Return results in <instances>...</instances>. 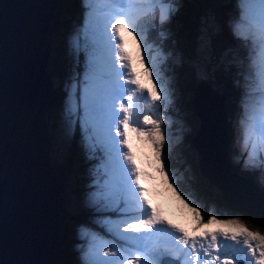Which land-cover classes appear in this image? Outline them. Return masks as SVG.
<instances>
[{"label": "snow or ice", "instance_id": "snow-or-ice-1", "mask_svg": "<svg viewBox=\"0 0 264 264\" xmlns=\"http://www.w3.org/2000/svg\"><path fill=\"white\" fill-rule=\"evenodd\" d=\"M162 2L168 4V10L159 20L161 26L170 24L182 6L180 0ZM241 2L245 7L240 9L239 17L233 19L230 30L233 37L248 50L252 76L261 99L264 100V0ZM109 5L98 41L102 43L106 53V73L103 77L96 76L97 48L94 46L87 57L88 80L81 97L85 118L81 127L88 139L98 137L102 132L109 142V150L117 154L121 175L120 190L131 195L130 200H124V207L114 211L127 212L131 208L138 214L130 217L131 222L125 221L122 230L119 224L115 225L114 241L105 243L94 240L88 252L87 264H264V232L251 230L239 215L229 214L228 218H221L215 208L209 209L197 203L178 187L174 179L175 173L166 163L165 145L168 144V136L162 127L164 119H155L149 114H143L141 118L137 103L139 99L145 104L149 101L157 104L165 99L171 102L172 88L162 78L161 69L150 64L144 53L146 42L137 19L127 10L129 0H109ZM81 7L84 11L85 28L91 27L95 33L100 24L93 15L95 0H81ZM245 15L258 25L259 33L241 31ZM124 31L130 32L137 41L139 62L145 65L143 73L152 81L151 89L146 88L138 79L140 74L136 72L132 57L125 50ZM97 79H102L103 85L89 88L88 84L95 83ZM251 131L264 140V119L258 125L254 124ZM132 134L152 147L156 171L162 175L164 183L172 189L184 207L193 214L195 227L191 232L169 223L160 215L159 209L152 206L148 190L141 185L142 171L137 166L130 143ZM116 137L120 139L117 140ZM249 139L246 131V146ZM120 155L122 159H119ZM248 156L251 161H259V165L252 163L251 167L260 168L261 183H264V143L259 148L253 145ZM112 202L119 203L118 200ZM213 224L221 227L209 231V226ZM158 225L163 227H157ZM199 228H204L205 231L196 235ZM161 234L168 238L169 252L174 249L177 253H183L187 259L181 260L180 255L169 258L162 252L158 247ZM225 241H231L232 244H226Z\"/></svg>", "mask_w": 264, "mask_h": 264}, {"label": "water", "instance_id": "water-1", "mask_svg": "<svg viewBox=\"0 0 264 264\" xmlns=\"http://www.w3.org/2000/svg\"><path fill=\"white\" fill-rule=\"evenodd\" d=\"M61 1L0 0V264L59 259L55 212L62 177L49 166L43 110L50 86L43 64ZM223 102L219 85L195 83L191 107L199 123L189 141L199 151L201 173L264 226V184L226 164Z\"/></svg>", "mask_w": 264, "mask_h": 264}, {"label": "rangeland", "instance_id": "rangeland-1", "mask_svg": "<svg viewBox=\"0 0 264 264\" xmlns=\"http://www.w3.org/2000/svg\"><path fill=\"white\" fill-rule=\"evenodd\" d=\"M71 1L72 4H74V7L70 8L65 19L58 21V23H56L51 29L45 57L46 70L44 69L45 75L49 82L50 90L48 94L47 105L43 110V113L50 115L52 117L53 123H57V116L59 114H63V121L58 122L56 128L54 129V141L52 149L54 157L49 154V166L54 169L55 174H60L59 176L64 175L62 179L65 181H62L61 183L63 196L58 203V206L61 205L63 209L56 208L55 212L58 223L59 220H62L63 227V232L62 234L60 233V248L63 249L64 247H68L69 259L72 261L71 264H87V261L89 260L88 252L92 248L94 240L96 242L105 243L108 241H114L115 225L119 223L120 218L117 216L116 212L113 211L112 206H109L106 195L101 196L100 203L91 198L89 194L90 192H88L90 185H86V183L79 185L77 182H72L70 189L76 191L78 196L71 194L68 195L69 186L66 181L68 179V175L76 169H80L81 172L85 174V181L96 177L99 181H103V183L106 184V177L108 178L107 174L109 171L108 159L104 156H100L101 151L97 142L92 139H88L81 127V122L85 118L83 101L81 97L84 95L86 81L88 80L87 57L89 52L86 51L85 40L87 38L86 32L89 30V28H85L84 11L81 7V0ZM98 1L99 0H95V3ZM234 1L238 4L239 1L241 2V0ZM180 4L182 6L179 9L185 8V4L182 2H180ZM198 9L199 8H196V10ZM205 9V17L208 21H202L198 26L197 44L194 52H190L188 49L184 50L179 44L180 39L175 38L174 44L177 46V49L180 51L183 57L181 64H185L187 62L192 63L193 69L191 72H195L196 79H205L201 81H204L210 85H214L209 80H206L207 78H212L213 80L216 79L213 67H215L217 63L222 62L224 66L228 68L233 59H236L239 64L242 65V67L233 66L232 68L233 71L236 69L238 72V74H235L234 78L232 79V82L234 83V93L236 95V111L237 114L248 116L250 111L255 107V104L260 102L261 98L259 96H254L251 93V89L254 85H256V81L252 76L253 70L251 69V72H248V69L251 68L248 52H243L244 46L240 41L233 37L232 31L230 30V25L233 22L234 16H229L227 14L225 18V14L220 15L218 10H214V13L216 16H218V22H216V17H213L207 8ZM158 14H150V16L152 19H154V16L155 18H161V16ZM251 23L253 27L259 29L258 25H256L253 21H251ZM155 24L156 23L154 22L148 24L141 19L139 25L142 36L144 37V29L151 30L150 27ZM170 25L172 26L173 33L176 35L178 29L175 28L171 23ZM210 28H213L215 31L222 30L221 33H219L220 36L218 39L216 38L215 41V43L217 42L218 46L222 45L224 38L228 40L227 46L223 43V46L225 47L223 49V54L225 55L224 58H222L217 52L215 53L214 49L216 50V47L214 48L208 41V33ZM227 32L230 36L227 35ZM124 36L134 47L135 51L140 52L137 41L134 39L133 35L130 32L125 31ZM164 36H166V29L165 27H161L156 37L161 40ZM144 40L146 42L144 53L149 56V60L152 58L155 65L161 69L162 78L165 80V78L168 77L165 71H168L167 69L170 68L169 64L166 65V62H171L170 55H166L167 52L163 51L161 42H157L156 40ZM77 48L79 51L75 53ZM240 54H245V57L241 59ZM80 62L82 68L79 66ZM204 65H207L206 69H204ZM185 73L186 71L184 70L183 78H186L184 76ZM63 79H66L65 85H62V81H64ZM196 82H190L191 87H194ZM90 84L91 83H89L88 86ZM150 84L152 85L151 80ZM216 84L219 85L220 88V84H218V82H216ZM259 94L260 91L256 93V95ZM222 95L224 98L222 108L225 113L224 104L226 105V95L224 92H222ZM49 99L53 101V106H49ZM187 100L188 98L184 99V104H186ZM61 101L66 103L64 111L59 109V104ZM166 102L167 99L162 100L157 104H152L149 101L147 104L143 105L144 109L146 110V113L144 114L152 115L155 119H161V117H163L164 122L162 127L165 129L166 135L168 136L167 146H175L177 143L178 147L187 148V143H190L189 138L194 133L193 130H195L192 128L193 122L190 115H197L193 112L191 105L190 107L185 106L184 113L186 115V125L183 131L180 130V132H177L173 129L172 123H176L178 120L175 118L172 120L169 119L170 115L167 111L169 108H167ZM262 107V114H264V104ZM171 110L174 112V109L171 108ZM56 140H60V146H56ZM144 143L146 146L144 145L145 148H142L144 155L141 160L142 163L153 170L157 179V181H154V183H156V186H158L159 190L168 191L165 192V194L167 197L171 198V202L173 203L172 207L176 211V216L181 221L185 222L191 229H193V227H195L193 214L188 208L184 207L172 189L168 188L164 183L162 175L156 171V162L153 149L148 143ZM63 154L65 155L62 158V160H65L64 162L60 160ZM243 154L249 158L248 153L243 152L242 155ZM186 155H188L187 152ZM148 161H150V163H148ZM187 165L192 171L193 164L189 160ZM245 170L246 168L244 167L243 171ZM172 172L175 173V171ZM186 184L189 186V183ZM190 192L193 191L190 190ZM210 192L215 195L216 189L211 187ZM182 193L189 196L187 189H184ZM65 195L68 196L65 198ZM189 197L194 200L195 198H198V196ZM211 200L212 205L215 203L222 205L220 208L218 205H216V207H208L209 209L215 208L220 214L221 218H228V215L232 214L231 212L224 211L227 208V205L224 203L229 202L228 200H225V198L220 201L217 200V202L215 199ZM223 200L224 202H222ZM197 203L205 205V203H203L199 198ZM237 209L238 213L236 215H239L240 218L247 223V226L251 230H259L264 232V227L258 223L255 218L250 216L247 212H241L240 208L237 207ZM219 210H222L223 212ZM119 226L121 229L124 227L121 225ZM218 227L221 226L213 224L209 226L208 230L212 231ZM199 229L205 230L204 228ZM111 232L114 233L112 234ZM226 244H229V242H226ZM231 244L232 242L229 245ZM175 256L176 255H171L172 258ZM56 264H64L63 251L62 255H59V259Z\"/></svg>", "mask_w": 264, "mask_h": 264}, {"label": "trees", "instance_id": "trees-1", "mask_svg": "<svg viewBox=\"0 0 264 264\" xmlns=\"http://www.w3.org/2000/svg\"><path fill=\"white\" fill-rule=\"evenodd\" d=\"M183 4H185V8L179 9V11L175 14L173 17L171 24L178 29L177 34L175 35L172 30V26L170 24H167L166 28V36H164L161 40L159 38H155L157 42H161L163 51H166V55H170V61H168V64L170 65L171 69L169 71V79L172 82V92L174 93V97L176 98L177 105L180 108V115L185 119L186 121V115L184 113L185 106L190 107L189 101L184 104L185 98H191L193 88L191 87L190 82H196L200 80L205 79H196L195 72H191L193 69V65L190 62H187L185 64H181V60L183 59L182 54L177 49V46L174 44L175 38H179V44L181 47H183L184 50H189L190 52H194L196 49L197 44V37H198V26L202 21L206 22L205 17V11L207 8L210 12V14L213 17H216V22H218V16L214 13V10H218L220 15L228 14L229 16H236L237 11L239 10L238 3L234 0H180ZM71 7H74V4H72V1H67L66 6L64 7V11L70 10ZM196 8H199L196 10ZM159 20L160 18L152 19V22L156 23L150 29L158 35V32L160 30L159 28ZM184 24V25H183ZM222 30L215 31L213 28L209 29V37L208 41L209 43L215 48V53L217 52L222 58H224L223 49L225 48L223 46V43L227 46L228 40L226 38H222L223 42L222 45L217 44L216 38L220 36L219 33H221ZM223 34V33H222ZM227 35L229 33L227 32ZM230 36V35H229ZM228 38L230 39V37ZM186 44V45H185ZM164 55V56H166ZM241 59L245 57V54H240ZM79 66L82 67L81 62L79 63ZM205 66V65H204ZM233 66H239L242 67V65L239 64V62L236 59H233V61L229 64V67L226 68L222 62H219L216 64L215 67H213L214 73L216 75V79L213 80L212 78H207L206 80H209L212 84L216 85V82L220 84V90L225 93L226 99L224 104L225 114H226V133L228 135L227 144L224 146L225 151H232L236 152L237 148L235 144L232 141L233 133H235V130L233 132V122L235 117L238 115L236 111V103H235V93H234V83L232 82V79L234 78L235 74H238L237 70L235 69L233 71ZM207 68V65L204 69ZM186 71L184 76L186 78H183V71ZM242 70V69H240ZM218 76V77H217ZM233 76V77H232ZM62 81V85H65V80ZM66 103L64 101H61L59 104V109L61 111L65 110ZM50 117V116H49ZM192 119V128L194 132L196 131V128L199 123V118L195 116L194 114L190 115ZM58 122L63 121V114H59L57 116ZM49 120V118H48ZM57 123H53V127L56 128ZM179 123H175L173 125L174 129L177 130L180 128ZM54 141V138H53ZM186 152L188 155H186ZM165 154H166V163L168 167L175 171L174 179L178 185V187L183 192L184 189H187V193L189 196H198V198L205 203L207 207H216V205L222 207L220 204H214L212 205L211 199H215L220 201L224 199V195L222 194V191L220 188L213 183L210 179H208L204 174L201 173L198 161H199V151L196 147H194L191 143H187V148L178 147L177 143L175 146H167L165 145ZM188 160L193 164V170L191 171L188 167L187 163ZM235 166H237L234 163ZM234 168V166H231ZM75 171L81 173L80 169H76ZM73 173V172H71ZM64 176V175H63ZM247 177L252 178L250 175H247ZM205 180V182H204ZM189 183V186L186 184ZM211 187L216 189V194H212L210 192ZM192 190L193 192H190ZM198 198H195L196 201H198ZM226 200V198H225ZM224 202V200L222 201ZM223 204V203H222ZM225 205H227L225 212H231L233 215H236L238 213L239 206H236L234 204H231L230 202H225ZM61 208V207H60ZM63 209V207H62ZM241 212H245L244 209L240 208ZM222 211V210H219ZM223 212V211H222ZM62 221V220H61ZM258 223H260L258 220H256ZM261 224V223H260ZM262 225V224H261ZM263 226V225H262ZM264 227V226H263ZM63 252V259L64 264H71V260L69 259V251L68 247H64L62 249Z\"/></svg>", "mask_w": 264, "mask_h": 264}, {"label": "clouds", "instance_id": "clouds-1", "mask_svg": "<svg viewBox=\"0 0 264 264\" xmlns=\"http://www.w3.org/2000/svg\"><path fill=\"white\" fill-rule=\"evenodd\" d=\"M67 1H69V0H62L61 1V3H60V6H59V9H58V15H60L61 14V11L62 10H64V7L66 6V2ZM71 1V0H70ZM101 12H102V10H100ZM158 15H160V14H158ZM161 16V15H160ZM57 19V17H55V20H54V23H53V26L56 24V23H58V21L56 20ZM149 20L152 22V18H151V16L149 17ZM52 26V27H53ZM86 34H87V38H86V40H85V42H86V44L89 46H99V45H101V43H99L98 41H96V39L94 38L93 40H92V37L94 36L91 32H89V31H87L86 32ZM85 34V35H86ZM79 51V49L77 48L76 49V52L75 53H77ZM243 52H248V50L244 47L243 48ZM148 56V55H147ZM45 57H46V55H45ZM149 57V56H148ZM100 61H102V60H100ZM100 61H97V66H99V64H101V62ZM149 63L150 64H154L155 65V63H154V61H153V59L151 58L150 60H149ZM138 65L139 66H143V67H145V65L144 64H141L139 61H138ZM166 65H168V62H166ZM171 69V67L170 68H168L167 70H170ZM253 70V69H252ZM165 73L168 75V77H166L165 78V80H167L168 82H169V84L171 85V87H172V82H171V80L169 79V71H165ZM96 81H100V86H102L103 85V83H104V81L102 80V79H97ZM173 100V101H172ZM187 101H189V103H190V105H191V98H188V100ZM167 108H169V110H167L168 112H169V115H170V120H172L173 118H175L176 120H178V122H176V123H179L181 126H180V128H178L177 130H175L174 129V127H173V129L175 130V131H177V132H180V130L181 131H183L184 130V128H185V125H186V121H185V119L180 115V108H179V106L177 105V102H176V98L174 97V93L172 92V98H171V102H169V100H167ZM171 108L172 109H174V112L171 110ZM192 108V107H191ZM197 118H199L198 116H197ZM225 121H226V117H225ZM239 121H240V118L238 119L237 118V116L235 117V119H234V122H233V128H232V130H233V132H234V130L236 131L239 127H240V123H239ZM173 125L175 124V123H172ZM225 124H226V122H225ZM197 129V128H196ZM226 129V128H225ZM63 134H64V132H63ZM227 139H228V135H227V133H226V138H225V140H226V143H225V145L227 144ZM61 140V139H60ZM60 140H56L57 142H56V146H60ZM232 141H233V143H234V141H237V137H236V135H235V133H233V136H232ZM235 144V143H234ZM224 145V146H225ZM100 149V148H99ZM100 151H101V149H100ZM101 152H103V151H101ZM65 155L63 154V157H64ZM225 157H226V164L228 165H230V168L231 169H233L239 176H245V177H247V175H249V174H247V167H246V165L244 164V160H246V158H244V160H243V158L241 157V155L236 151V152H232V151H225ZM65 160H62V162H64ZM234 163L237 165V166H235L234 165ZM231 166H234V168H232ZM246 168V170L245 171H243V168ZM247 178H249V177H247ZM96 177H93L91 180H87V181H85L86 180V177H85V174L83 173V174H81V173H79V172H77V171H73V173H70L69 175H68V179H67V181H66V183L68 184V186H69V193H68V195L69 194H71V195H76V196H78V194L76 193V191H74V190H71L70 189V185H71V183L72 182H77L79 185H82L83 183H86V185H90V189H88V192H90L89 194H90V196H91V198L92 199H94L95 201H97V202H99L100 203V199H101V196L102 195H106V190H105V187H103L102 186V188L99 190V188L101 187V186H99L98 184H100V182H96ZM249 179H251L252 180V182H255V183H257L258 182V180L256 179V178H254V177H252V178H249ZM62 181H64L63 179H62ZM259 181H261V179H259ZM65 182V181H64ZM65 183V184H66ZM63 194V193H62ZM68 195H65V198L68 196ZM231 204H233L231 201H229ZM235 205V204H234ZM58 208H60V206H58ZM246 212V211H245ZM248 213V212H247ZM249 214V213H248ZM166 215H169V214H166ZM250 215V214H249ZM250 216H252V215H250ZM118 217L120 218V216L118 215ZM253 217V216H252ZM172 218H173V216H172ZM176 218L177 219H179L177 216H176ZM180 220V219H179ZM257 220V219H256ZM181 221V220H180ZM181 222H183V221H181ZM119 224V223H118ZM122 230V229H121ZM115 232V231H114ZM114 232H111L112 234L114 233ZM124 235H135L134 233H124ZM113 240H115V239H113ZM163 249H165L166 251H168V248H169V244H164V245H162L161 246ZM174 250V249H173ZM172 250V251H173ZM172 251H170V252H172ZM169 252V251H168Z\"/></svg>", "mask_w": 264, "mask_h": 264}, {"label": "bare ground", "instance_id": "bare-ground-1", "mask_svg": "<svg viewBox=\"0 0 264 264\" xmlns=\"http://www.w3.org/2000/svg\"><path fill=\"white\" fill-rule=\"evenodd\" d=\"M43 66L45 67L44 69L46 70V60H44ZM59 85H60V82H59ZM48 104H49V106H53L54 105L53 101H51L50 99H49ZM49 116L50 115H47L46 113H43V120H44V129H45V137H46L47 151L49 152V154L51 156H53V150L52 149H53V138H54V129L55 128L53 127L52 117L51 116L49 117ZM48 118H49V120H48ZM61 177L63 178L64 176L62 175ZM104 185L106 186L107 184L104 183ZM61 209H62V207H61ZM59 228H60V233L62 234L63 227H62V221L61 220H59ZM59 255H62V248H60V254Z\"/></svg>", "mask_w": 264, "mask_h": 264}, {"label": "flooded vegetation", "instance_id": "flooded-vegetation-1", "mask_svg": "<svg viewBox=\"0 0 264 264\" xmlns=\"http://www.w3.org/2000/svg\"><path fill=\"white\" fill-rule=\"evenodd\" d=\"M96 64H97V61H96Z\"/></svg>", "mask_w": 264, "mask_h": 264}]
</instances>
